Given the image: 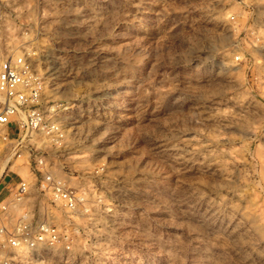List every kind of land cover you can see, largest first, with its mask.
Returning <instances> with one entry per match:
<instances>
[{"label":"rangeland","instance_id":"rangeland-1","mask_svg":"<svg viewBox=\"0 0 264 264\" xmlns=\"http://www.w3.org/2000/svg\"><path fill=\"white\" fill-rule=\"evenodd\" d=\"M10 4L0 61L25 57L57 125L26 139L84 201L0 264H264V0Z\"/></svg>","mask_w":264,"mask_h":264},{"label":"built area","instance_id":"built-area-1","mask_svg":"<svg viewBox=\"0 0 264 264\" xmlns=\"http://www.w3.org/2000/svg\"><path fill=\"white\" fill-rule=\"evenodd\" d=\"M10 2L0 0V20L13 15ZM38 83L24 56L0 61V258L6 262L21 251H34L42 245L60 242L62 232L51 221L50 211L52 213L58 202L72 211L84 201L83 195L66 187L48 171L46 156L26 139L37 129L57 127L54 123H46ZM14 122L19 133L17 138L9 132ZM25 155L35 189L23 178L13 184L5 182L10 171L18 173L13 166ZM45 198L49 203L46 206ZM6 250L15 255H8Z\"/></svg>","mask_w":264,"mask_h":264}]
</instances>
